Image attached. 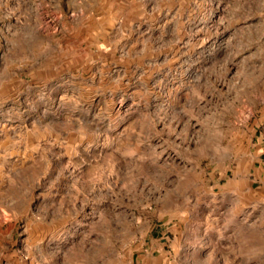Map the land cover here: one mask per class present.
Returning <instances> with one entry per match:
<instances>
[{
    "label": "rangeland",
    "instance_id": "374dc122",
    "mask_svg": "<svg viewBox=\"0 0 264 264\" xmlns=\"http://www.w3.org/2000/svg\"><path fill=\"white\" fill-rule=\"evenodd\" d=\"M80 1L0 0V264H264V0Z\"/></svg>",
    "mask_w": 264,
    "mask_h": 264
},
{
    "label": "crops",
    "instance_id": "0c3cea01",
    "mask_svg": "<svg viewBox=\"0 0 264 264\" xmlns=\"http://www.w3.org/2000/svg\"><path fill=\"white\" fill-rule=\"evenodd\" d=\"M79 5H84L82 10H88L87 6L83 4V0L80 1ZM257 166L261 169H264V162L257 163ZM154 248L155 246L153 245L147 246V248L143 247L140 253L138 251L137 254H135V257H130L129 260H126L124 264H166V260H164L159 253H155L156 251H153Z\"/></svg>",
    "mask_w": 264,
    "mask_h": 264
}]
</instances>
